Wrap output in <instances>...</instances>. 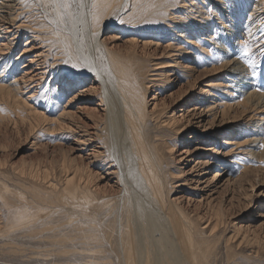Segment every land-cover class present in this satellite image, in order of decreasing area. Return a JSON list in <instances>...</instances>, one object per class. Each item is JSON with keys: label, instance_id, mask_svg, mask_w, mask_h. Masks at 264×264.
I'll return each mask as SVG.
<instances>
[{"label": "bare ground", "instance_id": "1", "mask_svg": "<svg viewBox=\"0 0 264 264\" xmlns=\"http://www.w3.org/2000/svg\"><path fill=\"white\" fill-rule=\"evenodd\" d=\"M195 1L203 0H0V27L7 29L4 24L9 23L17 32L28 31L24 51L30 50L27 37L38 40L43 49L30 58V63L36 64L42 77L49 75L46 82L40 83L44 78L39 82L32 80L35 83L30 85L32 77L18 75L21 52L12 60L3 58L0 121L16 115L17 119L40 128L49 139L78 144V152L91 147L86 160L81 153L68 157V151L60 148L62 180L58 182L63 181L62 185L58 187L55 181L48 183L44 179L40 183L46 187L42 189V185L38 187L32 181L31 199L18 190L10 191L9 197L10 188L0 182V188H4L0 189V201L8 209L7 221L0 222V237L7 238L14 251L25 252L18 239L27 236L35 237L38 243L50 239L42 248L47 253L52 250L48 246H54L55 251L73 249L83 254L87 260L77 264H213L207 244L220 236V225L226 221V215L220 203L210 204L196 220L172 199L171 194L180 185L178 175L182 170H171L169 163L185 126L175 113L170 114L168 105L159 107L155 99L159 93L170 92L173 80L176 84L181 77V81L186 80L184 85L178 93H170V98L181 103L192 94L190 78L196 79L192 76L195 70L182 65L190 58L198 71L205 68L214 72L223 66L231 70L222 82L206 83L204 93H194L193 97L195 102L208 99L210 104L204 113L213 111L212 117L222 120L236 118L238 107L241 112L259 113L255 115L259 118L237 129L235 136L222 132L226 136L219 138L222 159L216 164V175L226 168V175L236 183L246 182L264 164V64H257L255 56V42L262 35H249L252 27L247 30L248 25H243L248 35L244 40L240 36L234 48L221 36L222 28L229 23L217 8H235L236 3L247 4L244 0H215L219 3L217 8L209 5L211 12L207 13L218 20L207 16L211 21L206 25H201L203 20L196 21L197 8L202 6L191 7ZM262 1L253 3L249 17L262 10ZM179 6L180 11L174 15L173 7ZM167 18L171 24L160 27ZM254 22L259 26L257 33L264 35L263 23L255 19ZM106 28L112 29L110 37L101 39L100 34ZM117 30L129 36L123 40V47L115 43ZM232 32L234 35V28ZM162 39L166 46H161ZM174 52L184 56V61L174 56ZM38 56L42 60L35 62L33 59ZM33 87L37 88L34 92ZM150 90L157 91V95H153L155 102L148 109ZM82 98L86 102L95 100L96 105L104 108L103 116L90 115L95 126L93 132L74 121V113L68 109ZM193 105L189 109L193 110ZM198 163L202 166V161ZM96 166L115 178L120 186L118 197L96 191L95 180L100 176L94 170ZM55 214L64 216L54 225ZM66 227H70L69 232L60 231ZM238 228L234 230L238 232ZM244 233L238 236V244L245 242L247 233L245 236ZM226 258L229 260L227 252Z\"/></svg>", "mask_w": 264, "mask_h": 264}, {"label": "rangeland", "instance_id": "2", "mask_svg": "<svg viewBox=\"0 0 264 264\" xmlns=\"http://www.w3.org/2000/svg\"><path fill=\"white\" fill-rule=\"evenodd\" d=\"M244 1L247 4L243 2L242 4L237 5L236 3L235 4L236 9L231 8L232 10L229 8L227 10H225V8L218 9L216 4L218 2H216L215 0L195 1L194 4L191 5V7H196L197 5L203 7V8L202 7L197 8L198 10L196 13L197 23H199L200 20H203L201 25H206L208 21L209 22L211 21L209 18H207V16L210 18L211 16H213L214 21L218 20L215 15L211 13H207V12H211L209 10V7L211 5H212L211 7H213V5L214 6L216 5L215 7L217 8V10H221V12L223 11L225 15L224 18L227 17L225 21L229 24L226 25V28H222L221 36H223L227 42L232 43L229 44L232 48H234V46L237 44L238 38L240 36H241L240 37L241 40H244L246 38V36L248 35L247 30L249 29L252 30L253 28L254 30V31L252 30L253 31V32L251 31L252 34L249 33V35L252 36H255L257 34L262 35V38H259L258 42L257 41L255 42L257 49L255 51L256 62L257 64L262 65L264 64V41L261 42V40H263L264 35L263 32L257 33L258 30L257 28L259 26L257 25L256 22L253 23V20L254 19L260 20V23H263V27H264V18H263L264 0L262 1L263 2L262 10L258 9L255 12L256 16L251 14V17H249L250 14L248 13L251 12V10L253 9L252 7H254L255 4L257 5L258 2H256V0H244ZM212 10L214 11L215 9ZM179 11H180V6L173 7L172 12L174 13V15H176ZM259 17L260 19H257ZM166 24H171V20L167 18L166 22L160 25V27H165ZM244 24L248 25L247 30L244 27L246 26ZM219 26L221 25L219 24ZM4 27L5 28L7 27V29H3L2 27H0V45H1L0 69H2L3 58L12 60L14 58H17L19 56V53L21 52L20 57L21 56L22 57L18 60L20 62L21 72L17 71L18 75H23L24 73L28 77L30 78L32 77L30 85H33L36 81L39 82L43 78L44 79L40 81V83L46 82V80H48L49 78V75H44V77H42V75L39 73L38 67L35 66L36 64L33 65L32 63H30L31 60L30 58H33L34 54L36 55L40 53L41 49H43L42 44L39 43L38 40H35L32 37H27L29 39V40L27 39L28 40L27 46L29 45L30 50L28 52L24 51L25 49L23 48H24L26 36H28L26 35L28 31L25 30V31L17 32L13 29L12 26H10L9 23H5ZM113 28H115V26ZM233 28L237 32V33L235 32L234 35H232ZM142 29L144 30V32H146L145 27ZM227 29H229V31ZM156 30L158 29L156 28ZM244 31L246 32V34ZM111 32L112 29L106 28L104 32H101L100 34L101 39L103 38L107 39L108 37H110ZM114 34L118 36L116 39L117 42L115 43H119L123 47L124 45L123 42L129 39L127 32H122L117 30V32ZM119 36L121 39L119 38ZM141 40L142 39L140 38L138 42L139 43L138 46L140 49H141V42H143ZM164 41L165 39L160 40L161 46H166L167 43H165ZM3 43L6 44L4 45ZM174 43H177V41H175ZM258 44L259 46H257ZM8 45L10 46V48ZM173 55L177 56L180 60L184 61L185 59L184 56L176 52H174ZM33 60L36 62V60L40 61L42 59L41 57L38 56V57H34ZM193 63H194V59L192 58L182 63V65L185 66L184 68H190L191 70H195L193 71L194 74L192 73V76H194V78L196 79H193V77L190 78V82L192 81L191 83L192 87L190 92L192 94H188L181 101V103H179L180 101H178L177 99H174V97H172L173 98L172 100V98H170L171 95L169 94L173 92L175 94L178 93V91L180 90L179 88H181L184 85V82L186 81V80L181 81L182 77L177 79L176 84H174L175 80H173V84L169 88L170 92H167L165 94L159 93V95H157V91L154 92L150 90L149 93L147 94L148 109L152 107L155 101L159 107L162 104L168 105V111L170 112V114L175 113L178 116V119L180 120L179 122L183 123L185 126L184 127L185 129L182 134L183 136L181 142L180 144L174 147L172 159L169 163L171 170L173 171L175 170L176 172L179 169L182 170V172L178 175L179 179L181 180L180 185L178 186L177 190H175L171 194V197L196 220H198V218L206 212V209L207 210L209 209V206L211 205L217 206L219 205L218 203H220V206L222 207L224 214L226 215L225 216L226 219L225 218L224 219L227 222L225 221L222 225H220L219 232L221 231V233L220 236H218L217 240L207 244L210 246L208 250H209V256H211L210 261H212L213 264H224V261L225 264H264V170H262L264 169V164L261 166L263 168L260 169V171L262 172L258 170L257 171L259 173L257 171H254L255 173L252 172L251 178L246 181L247 183L245 181H242L241 182L242 184L236 183L237 181H234L235 179H232V177L230 178L228 177V175H226L227 173L225 171L226 168L224 171H222L223 173H221V175H216L217 174L216 172L218 171L216 164L220 161L219 159H222V153H219V151L222 152L220 139L221 137L226 136L225 134H222V132H230L229 133L230 135L228 136H235L237 129L248 126V123L251 122V119L253 121L254 119L256 120V118H259L256 117L259 113L253 114L255 112H251L248 114L247 111L241 112L242 108L238 107L236 109L237 113L235 114L236 118L233 116V119L235 118V120H233L232 118L222 120L219 117L217 118L212 117L213 111L210 113H204L206 106L210 104V102L208 101V99L201 102L199 101L195 102L193 94L198 92L203 94L205 91L204 89L208 88L206 87V83L208 82L210 83L211 81L222 82L223 79L227 78V76L230 75L231 70L228 71V69H226L223 66L214 72L210 71V69L207 70L205 68H203L202 70L199 69L198 71L195 69ZM23 65H24L23 67L24 69L21 68V66ZM8 77L10 78V75H8ZM238 79L242 80L243 78L239 75ZM32 80L35 82L33 83ZM34 89L37 88L33 87L32 92L35 91ZM155 94L157 95L156 98L157 100L155 99L154 101L152 97ZM86 101L87 99L84 98H82L81 100L79 99L75 102V104H73L72 108H68V109H70V111L74 113V117H73L74 121L83 123L88 128L89 132H93L95 126L92 124L93 119L91 118L90 115L96 114L97 116H103L104 108L100 105H96L98 103H96L95 100L92 102H86ZM189 105H193L194 109L192 110L191 107L189 109ZM78 147H79L78 144L72 141L61 142L58 140H52L45 137L44 135H42L40 128H36L29 125L28 122L25 120L23 121L17 119L16 115L4 117V119L0 121V182L4 185H8V188H10L9 192H7L9 197H10V191L14 192L15 190H18L24 192L26 196L29 197L30 199L34 194L32 192V189L34 191V186H31L34 181L36 182V185L38 187L39 184L42 185L43 186L41 187L42 189L46 187L45 183H40L44 179L48 183H50L51 181H55L56 183L55 182L52 183H55L56 186L58 185V187H60L63 181L62 183L58 182V180L59 181L62 180V174H60L61 172L59 173L60 171L59 167L62 162L61 157L59 155L60 154L59 150L60 148H62V150H67L68 152H66V154L68 157H77L81 153L82 157L83 158L85 157L84 158L85 160L89 158L90 155L88 154L91 151L90 150L91 147H88V150L83 152L76 151L79 150ZM95 150H99V149H95ZM186 150H188V154L186 153ZM201 161H202V166H200L198 163ZM94 170L95 171L97 170L98 174H100L99 176L100 178L98 177V179L95 180L96 185L94 187L96 191H98V193H100L101 195L106 194L113 198L118 197L120 186L116 184L115 178L110 177V175H106L105 172H102L103 170H101L99 166H96ZM0 189L3 190L4 188H0ZM60 216L61 215L55 214L52 217V222L54 225L57 223L58 220H62L64 215L61 217ZM0 217H1L0 222L2 224H4V222L7 221L8 219V209L5 205L3 206L2 201H0ZM238 226L240 230L237 232L234 229L237 228ZM69 230L70 227H66L65 230L61 229L60 231L69 232ZM240 231L242 232V234L240 233ZM56 232L61 233L59 231ZM243 233L244 236L247 233L248 237L245 236L244 238L246 239L245 242H243L242 244L241 243L238 244L237 243L239 241L237 240L239 239L238 236L243 235ZM46 234L48 233L46 232ZM233 236L235 237L233 238ZM26 237L25 239L24 237L22 238L20 237L18 240L20 239L21 240L19 242L17 241L18 245L21 244L22 248L25 249V252L23 250V253L21 251H16V250L14 251V249L11 248V245L9 246V244L7 243V238L0 237V264H67V263L77 264V263L85 262V260H87L86 257H83L84 256L83 254H78V252L73 251L72 248H71L72 251L69 250L67 252H60V251H55L54 246H52L51 248L48 246L49 250L51 249L52 250L48 251L47 253L44 249L46 247L45 245L47 241L50 239L46 238L45 241L42 240L40 241V243H38L39 241L35 240L36 239L35 237L33 238L27 237V239ZM250 237L251 239H249ZM258 237H259V241H258ZM220 240L222 243L220 242ZM244 243L246 246L244 245ZM258 243L260 244L258 245ZM24 244L25 246L28 247H25ZM225 244L228 245L230 244L229 246H231L230 247L231 249H227ZM216 245L218 246V249ZM29 246L33 250L31 248L29 249ZM37 246H38V250H37ZM256 247L259 248L260 251ZM42 248L44 249L42 250ZM40 250H42L41 252L43 254L41 252L38 253ZM226 252L229 254V260H225ZM235 254L237 257L235 256ZM249 259L251 261H249Z\"/></svg>", "mask_w": 264, "mask_h": 264}, {"label": "snow or ice", "instance_id": "3", "mask_svg": "<svg viewBox=\"0 0 264 264\" xmlns=\"http://www.w3.org/2000/svg\"><path fill=\"white\" fill-rule=\"evenodd\" d=\"M73 67H75V65H73Z\"/></svg>", "mask_w": 264, "mask_h": 264}]
</instances>
